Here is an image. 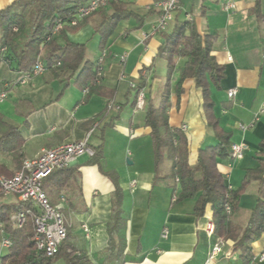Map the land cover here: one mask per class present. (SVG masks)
I'll list each match as a JSON object with an SVG mask.
<instances>
[{
  "label": "crops",
  "instance_id": "obj_1",
  "mask_svg": "<svg viewBox=\"0 0 264 264\" xmlns=\"http://www.w3.org/2000/svg\"><path fill=\"white\" fill-rule=\"evenodd\" d=\"M13 1L0 0V9ZM121 1L134 16L117 22L103 51L98 48L99 35L93 32L97 17L66 35L73 43L85 44L86 58L91 62L105 54L102 84L115 89L112 99L99 95L84 99L85 93L75 85V77L55 78L48 72L28 77L0 62V93L6 88L0 118L15 127L23 140L21 163L34 159L42 149L78 142L88 134L89 146L101 147L99 167L88 164L89 156L85 155L73 165L67 186L59 189L55 185L63 178L60 174L42 185L50 203L62 213L68 249L82 253L89 264H242L231 240L223 241L206 232L212 217L209 206L203 216L197 217L194 199L177 202L169 186L153 182L150 131L143 125V116L150 101L157 103L167 79L166 62L157 57L163 34L171 32L177 21L187 20L201 34L216 35L212 54L223 65L224 77L218 89L211 88L213 112L220 128L230 134L231 145L243 147L242 159L220 161L217 168L225 185L237 189L244 172L257 167L260 143L264 141V0H260L257 13L255 0H180L167 30L157 34L151 32V26L157 19L154 3L159 0ZM226 4L234 7L225 10ZM59 43H63L62 38ZM184 63V58L176 61L172 91ZM141 82L144 106L138 109L131 106L132 89ZM183 88L178 103L175 96L171 97L168 122L173 127H186L188 163L193 166L198 150L215 146L216 140L206 124L200 89L192 81H185ZM233 89L235 96L228 98V91ZM240 125L248 127L242 130ZM0 164L14 173L22 165L14 164L1 147ZM169 167H160V174H166ZM106 172L117 174L123 195L124 250L119 260L107 253L106 227L113 185L104 175ZM256 193L257 182H250L232 219L235 224L247 223L256 204ZM16 201L11 195L0 197V204ZM215 245L221 251L208 261ZM251 249L252 257L264 251V233ZM54 264L64 263L60 260Z\"/></svg>",
  "mask_w": 264,
  "mask_h": 264
},
{
  "label": "trees",
  "instance_id": "obj_2",
  "mask_svg": "<svg viewBox=\"0 0 264 264\" xmlns=\"http://www.w3.org/2000/svg\"><path fill=\"white\" fill-rule=\"evenodd\" d=\"M89 0H14L0 9V62H5L11 70L28 74L37 62L44 66V73L52 77H75L74 83L85 93V98L99 95L112 99L115 89L102 84V77L97 76L99 65L86 58L85 44L73 43L66 37L75 33L93 17H97L94 34L99 35L100 51H103L108 37L120 20L134 16L128 5L121 0H110L106 7L97 9L88 17L78 20L75 25L71 21L76 18L77 10ZM260 0H255L254 13L258 12ZM62 23L61 29L53 34L56 20ZM63 43H59V39ZM164 42L158 48L157 57L167 65V79L162 87L157 103L149 102L144 110L143 125L149 129L152 146L155 184L164 183L172 190V198L177 201L194 199L193 212L197 217L205 213L209 206L212 217L213 235L220 240H231L234 250L242 264H249L252 259L251 244L264 232V141L260 143L258 165L253 170L244 172L240 186L232 190L224 183L218 171L220 161H228L230 156V134L224 132L214 116V103L211 100V88H219L224 77V67L216 61L212 54L213 44L217 36L201 34L192 21H177L171 32L163 34ZM184 58L185 63L179 80L171 89V77L176 61ZM104 62V60H103ZM103 68V63H102ZM43 73V74H44ZM192 81L201 91L202 111L206 124L211 128L216 145L198 150L197 160L193 166L188 163V139L180 127H173L168 122V110L171 97L176 103L184 93L183 84ZM143 82L133 90L131 106H135L138 93ZM2 83H0L1 87ZM2 92H6L3 88ZM121 109V107H120ZM119 109V111H120ZM118 111V114L120 113ZM23 145L17 129L0 118V147L11 156L14 164L21 163L19 153ZM93 155L88 164L99 167L102 158L101 147H90ZM168 161L170 164L166 174H160V167ZM21 167V166H20ZM19 167V169H20ZM74 172L73 166L53 172V176L62 175L55 184L59 189L68 185ZM14 172L0 164V176L11 177ZM104 175L113 185L111 194V212L107 223L108 247L110 257L121 259L124 250L123 230L125 222L121 218L122 191L116 173L106 172ZM250 182H257V200L248 221L244 226L235 224L232 219L238 211L239 201ZM2 193L0 191V197ZM229 208V213L226 208ZM30 210L25 215V222L17 227L11 217ZM37 213L30 205L16 201L14 204H0V241L5 238L10 246L0 249V264H54L62 259L65 264H89L82 253L68 249L67 238L58 248L57 253L47 257L36 249L31 214ZM70 250V251H69Z\"/></svg>",
  "mask_w": 264,
  "mask_h": 264
},
{
  "label": "built area",
  "instance_id": "obj_3",
  "mask_svg": "<svg viewBox=\"0 0 264 264\" xmlns=\"http://www.w3.org/2000/svg\"><path fill=\"white\" fill-rule=\"evenodd\" d=\"M110 0H89L87 4L77 10L76 18L71 21V25H75L78 20L88 17L97 9L106 7ZM180 0H159L154 3V8L157 11L156 22L151 26L153 34L162 33L167 30L172 21L174 12L178 9ZM233 4H226L225 10L232 9ZM62 27L61 21L56 20L53 34L57 33ZM4 51V48L0 50ZM105 54L102 53L97 64L100 66L97 71V76L102 77V63ZM123 60L124 56L120 57ZM44 66L41 62H37L30 73L25 74L28 77L40 76L44 73ZM236 91L229 90L228 98H233ZM5 98V92L0 93V102ZM136 108L141 109L144 106V96L140 92L136 98ZM248 126H251L248 125ZM248 126L240 125L242 130ZM183 132L186 131L185 126H181ZM89 134L81 141L72 143H63L51 149H42L37 157L23 161L20 169L11 177L0 176V191L5 195L14 196L17 201L30 205L37 213L31 214L34 241L36 249L43 252L47 257L54 256L60 245L67 237V230L62 213L58 206H53L48 200L42 189L43 182L55 171L69 168L77 163V160L82 156L93 155L92 149L88 144ZM230 156L232 160H240L243 157V147L240 144H232L230 147ZM134 182L131 183V186ZM229 213V208H226ZM30 210L18 213L11 217V221L21 227L25 222V215L30 214ZM206 232L213 235V225L210 221L206 225ZM264 233V232H263ZM166 231L163 233L165 237ZM10 246V241L3 238L0 241V249H6ZM219 245H215L209 255L208 261L212 260L220 253ZM264 261V251L256 257H252L249 264Z\"/></svg>",
  "mask_w": 264,
  "mask_h": 264
},
{
  "label": "rangeland",
  "instance_id": "obj_4",
  "mask_svg": "<svg viewBox=\"0 0 264 264\" xmlns=\"http://www.w3.org/2000/svg\"><path fill=\"white\" fill-rule=\"evenodd\" d=\"M168 167H169V162L168 161H164V163L161 165V170H167ZM2 196H7V195H5V194L2 193ZM60 260L64 263V261L62 259H59L56 262H58Z\"/></svg>",
  "mask_w": 264,
  "mask_h": 264
}]
</instances>
